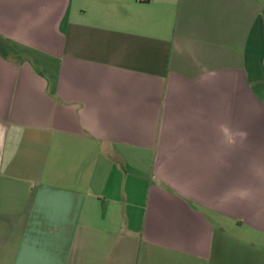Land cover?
Here are the masks:
<instances>
[{"label": "crops", "instance_id": "0c3cea01", "mask_svg": "<svg viewBox=\"0 0 264 264\" xmlns=\"http://www.w3.org/2000/svg\"><path fill=\"white\" fill-rule=\"evenodd\" d=\"M0 264H264V0H0Z\"/></svg>", "mask_w": 264, "mask_h": 264}]
</instances>
